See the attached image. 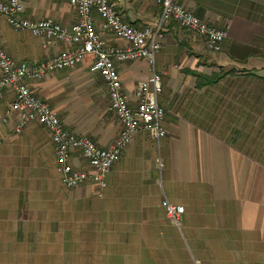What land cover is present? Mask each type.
<instances>
[{
  "label": "crops",
  "instance_id": "crops-1",
  "mask_svg": "<svg viewBox=\"0 0 264 264\" xmlns=\"http://www.w3.org/2000/svg\"><path fill=\"white\" fill-rule=\"evenodd\" d=\"M181 1L198 18L226 31L222 49L207 50L202 38L174 21L163 25L154 68L161 75L159 103L167 110L166 136L157 144L147 140L145 132H136L106 175L101 196L92 183L63 187L49 133L33 122L14 134L2 121L11 100L9 94L4 96L0 264H264V154L253 142L243 145L241 128H228L238 115L228 108L239 106L241 112L244 105L227 101L225 85L236 75L264 77V0ZM22 2V16L28 19L65 26L76 21L75 9L65 1ZM111 2L126 21L138 26L155 24L160 14L155 0ZM0 40L10 58L30 63L71 47L13 30L3 17ZM104 40L127 45L111 34ZM93 61L88 55L72 68L30 82V89L68 129L107 147L120 125L108 110L103 80L91 70ZM117 69L123 91L135 105V85L148 77L151 66L138 59ZM219 69L234 73L198 86L197 75L211 76ZM247 122L252 133L258 131L253 109L241 121ZM155 145L161 147L168 194L150 173ZM72 163L83 166L79 157ZM164 198L183 206L180 227L168 222Z\"/></svg>",
  "mask_w": 264,
  "mask_h": 264
},
{
  "label": "built area",
  "instance_id": "built-area-1",
  "mask_svg": "<svg viewBox=\"0 0 264 264\" xmlns=\"http://www.w3.org/2000/svg\"><path fill=\"white\" fill-rule=\"evenodd\" d=\"M70 4L76 21L65 26L49 19L31 20L22 16V0H0V17L16 31H28L47 41L55 40L71 46L52 57L30 63L9 57L0 40V102L9 94L3 123L20 134L35 122L50 135L55 160L64 188L72 189L87 183L97 187V194L106 185V175L119 161L122 152L136 132L147 133L157 144L166 136L163 119L167 113L159 103L162 91L161 75L154 68L155 55L161 49L163 25L176 22L202 38L209 51H220L226 31L198 18L186 9L181 0H155L160 14L153 25H134L123 18L111 0H58ZM105 34L127 42L125 47L107 44ZM94 58L91 70L104 82L108 95V110L120 125L119 133L107 147L98 145L92 137L68 129L50 104L30 89V82L40 81L53 71L65 70L80 63L86 56ZM145 59L151 66L146 79L135 85V105L129 102L122 88L117 65ZM79 157L83 166L72 163ZM171 225L181 226L183 206L164 198L161 202Z\"/></svg>",
  "mask_w": 264,
  "mask_h": 264
},
{
  "label": "rangeland",
  "instance_id": "rangeland-1",
  "mask_svg": "<svg viewBox=\"0 0 264 264\" xmlns=\"http://www.w3.org/2000/svg\"><path fill=\"white\" fill-rule=\"evenodd\" d=\"M227 86V95L226 99L228 102L236 103L239 105H244L242 111H239L238 107L230 106L228 111L233 112L236 109V113L238 115L235 116V120L237 119V123L233 124L231 127L228 125L231 131H236L241 128L238 133L240 135H244L246 138L243 139V145H251V143H255L259 153L264 154V77H259L255 75H236L233 79H230L225 84ZM232 89V90H229ZM257 99L256 105L254 100ZM252 102V103H251ZM253 104V116L258 115L259 118V129L257 132H251L250 125L251 123H241L244 119V116L250 117L251 105ZM233 116V113L232 115ZM254 118V117H253ZM233 123V122H232ZM237 129H236V128ZM256 137L255 139H250L249 137ZM151 137L146 133V139L151 140ZM235 140V139H234ZM152 141V140H151ZM233 142V140H232ZM161 143V141H160ZM156 144V143H155ZM161 147H157V145L153 148V164L154 167L150 171L152 177L154 178L157 187L160 189L163 188L166 192L165 181H166V170L163 167L162 162L159 160V152ZM261 156V155H260ZM168 220V219H167ZM169 222V221H168Z\"/></svg>",
  "mask_w": 264,
  "mask_h": 264
},
{
  "label": "trees",
  "instance_id": "trees-1",
  "mask_svg": "<svg viewBox=\"0 0 264 264\" xmlns=\"http://www.w3.org/2000/svg\"><path fill=\"white\" fill-rule=\"evenodd\" d=\"M233 70H223L219 69V72L217 73H212L211 76H203V75H197L198 77V86H203V85H212L220 81L222 78L229 74H233Z\"/></svg>",
  "mask_w": 264,
  "mask_h": 264
}]
</instances>
